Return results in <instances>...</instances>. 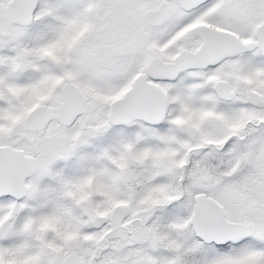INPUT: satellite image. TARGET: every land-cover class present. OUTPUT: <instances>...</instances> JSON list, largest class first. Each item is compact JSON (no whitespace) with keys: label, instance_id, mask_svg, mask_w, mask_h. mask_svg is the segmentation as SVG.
<instances>
[{"label":"snow or ice","instance_id":"1","mask_svg":"<svg viewBox=\"0 0 264 264\" xmlns=\"http://www.w3.org/2000/svg\"><path fill=\"white\" fill-rule=\"evenodd\" d=\"M0 264H264V0H0Z\"/></svg>","mask_w":264,"mask_h":264}]
</instances>
